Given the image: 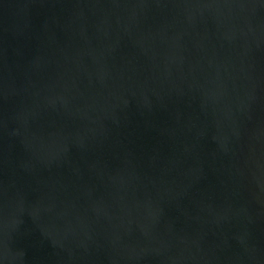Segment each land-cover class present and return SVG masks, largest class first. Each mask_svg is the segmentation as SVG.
Listing matches in <instances>:
<instances>
[{
  "label": "water",
  "instance_id": "95a60500",
  "mask_svg": "<svg viewBox=\"0 0 264 264\" xmlns=\"http://www.w3.org/2000/svg\"><path fill=\"white\" fill-rule=\"evenodd\" d=\"M0 264H264V0H0Z\"/></svg>",
  "mask_w": 264,
  "mask_h": 264
}]
</instances>
